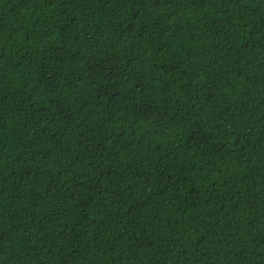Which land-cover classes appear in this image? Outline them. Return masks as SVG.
Wrapping results in <instances>:
<instances>
[{"label":"trees","instance_id":"1","mask_svg":"<svg viewBox=\"0 0 264 264\" xmlns=\"http://www.w3.org/2000/svg\"><path fill=\"white\" fill-rule=\"evenodd\" d=\"M0 264H264V0H0Z\"/></svg>","mask_w":264,"mask_h":264}]
</instances>
